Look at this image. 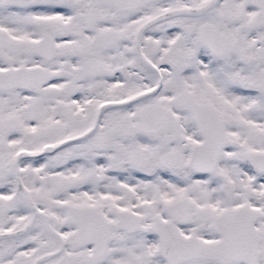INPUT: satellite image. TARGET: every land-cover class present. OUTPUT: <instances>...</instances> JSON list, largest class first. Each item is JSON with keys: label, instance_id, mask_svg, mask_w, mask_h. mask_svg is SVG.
Wrapping results in <instances>:
<instances>
[{"label": "snow or ice", "instance_id": "1", "mask_svg": "<svg viewBox=\"0 0 264 264\" xmlns=\"http://www.w3.org/2000/svg\"><path fill=\"white\" fill-rule=\"evenodd\" d=\"M0 264H264V0H0Z\"/></svg>", "mask_w": 264, "mask_h": 264}]
</instances>
